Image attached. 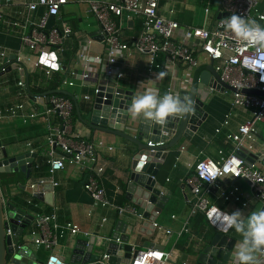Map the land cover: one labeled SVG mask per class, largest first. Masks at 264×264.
<instances>
[{"label":"built area","instance_id":"1","mask_svg":"<svg viewBox=\"0 0 264 264\" xmlns=\"http://www.w3.org/2000/svg\"><path fill=\"white\" fill-rule=\"evenodd\" d=\"M25 6L24 19L15 16L5 19L0 3V28L5 24L12 29H22L19 33L20 43L29 52H37L38 60L35 66L49 77L54 71L63 74L56 89L79 86L90 88L91 93H85L82 98L93 101L99 92L106 93L108 87L116 88L118 79L123 77L122 66L130 56L131 48L146 57V72L151 77L159 73L166 75L177 67H182L188 74L197 68L201 62L199 55L212 62L214 70L223 82L239 89L247 88L264 92V71H253L244 67L243 61L255 52L254 48L239 43L235 35L226 30L221 21L233 13L243 18L257 20L264 26V0H219L217 13L219 16L210 27L183 25L175 18L160 15L158 12L162 0H21ZM70 1L85 3L95 20L101 39L86 36L79 41L76 49L77 67H63L58 54L63 52L73 35L68 22L60 18V11ZM210 0H205L203 11L210 12ZM41 9L37 18L32 17ZM129 21H137L139 31L127 43L122 39L123 29ZM28 28V31L25 30ZM103 44L101 52H93L89 46L93 42ZM130 44L131 47L128 45ZM51 48L50 52L45 51ZM240 51H237V49ZM54 54V57L51 55ZM1 56H4L1 53ZM163 57L160 61L159 58ZM46 61V62H44ZM190 71V72H189ZM173 74V73H172ZM160 79V78H158ZM191 76L189 77V80ZM16 94L23 101L0 109V117H20L22 119L42 116L46 121L45 143L48 145L46 162L48 175L35 180L38 183H50L52 188L58 184L52 176L66 165H78L87 169L88 176L83 182V189L89 194L93 203L101 207H113L120 213L128 211L136 213L133 205L119 206L106 195L103 184L104 165L101 162L99 149L104 146L102 141L94 142L72 130L74 105L72 99L62 94H41L30 96L25 90V80L20 75L15 82ZM182 87L169 84L166 93L179 94ZM232 106L245 109L249 118L240 123L235 131H227L225 139L231 143L228 153L213 160L208 156L198 157L193 165L194 175L186 179L189 195H183L189 203L190 214H206L214 206L207 197L208 188L216 179L230 175L235 179L243 178L248 182L251 195L264 205V171L258 163L264 164V151L258 159L248 161V148L245 141H253L257 132V124L264 121V96L245 94L241 91L232 92ZM102 99H106L103 95ZM41 105V111H38ZM227 124L224 120L215 129L220 133L221 127ZM162 142H158V145ZM111 149V147H108ZM246 149V152L242 151ZM224 200L232 199L240 202L238 188L231 186L220 193ZM28 203L30 201L28 200ZM31 204V203H30ZM33 204V203H32ZM242 207L248 203L243 201ZM105 218L102 219L104 221ZM28 235L33 238L31 244L35 248L51 251L68 235L74 236L81 232L76 223H60L56 211L50 213L37 212L30 222ZM153 229L162 230L155 221ZM6 235L10 237V245L22 249L23 254L30 250L21 242L12 240L13 232L7 224ZM166 234L171 230L165 229ZM181 232H178L179 236ZM27 235V234H26ZM25 235H20V239ZM108 240H112L108 238ZM116 242H120L118 238ZM25 246V248H24ZM109 254L104 253L98 262L107 264ZM171 252L150 246L137 250L135 256L127 264H167ZM182 264H186L183 262Z\"/></svg>","mask_w":264,"mask_h":264},{"label":"crops","instance_id":"2","mask_svg":"<svg viewBox=\"0 0 264 264\" xmlns=\"http://www.w3.org/2000/svg\"><path fill=\"white\" fill-rule=\"evenodd\" d=\"M210 1V12L208 14L203 11L205 0H162L158 12L160 15L175 18L183 25L210 27L219 16L217 13L219 0ZM0 3L5 19H11L15 16L21 20L24 19L25 14H23V11L25 12V6L21 0H0ZM41 11V9H38L32 14V17L37 18ZM60 18L68 22L73 30V35L66 44L68 48L75 43L78 46L79 41L98 31V26L85 3L70 1L61 8ZM21 30L12 29L5 24L0 28V61L3 57L1 53L4 56L15 55V60L22 64L29 78V76L36 75L38 72H43L35 66V62L38 60V53L29 52L20 43L19 33ZM25 30L28 31V28H25ZM138 31L139 25L137 21H129L123 29L122 39L129 43L131 37L136 35ZM95 39L99 40L97 37ZM128 45L131 47L130 44ZM89 49L93 52H101L103 44L95 41L90 44ZM51 50V48L45 49L48 52ZM58 59L65 68L78 66L76 51L72 53L68 60L64 51L60 52ZM159 60L162 61L163 57L159 58ZM199 60L201 64L209 63L202 54L199 55ZM11 61H14V59ZM194 70H192V73ZM122 72L123 77L118 79L116 86L132 91L133 95L151 88L157 91L160 96H163L169 84L175 88H184L186 85L180 81V78H184V81L189 82V77L192 75V73L188 74L182 67H177L160 79L151 77L146 72V57L132 48L130 56L125 59L122 66ZM19 76L18 69H15L0 77V109L23 101L22 98L17 96L14 84ZM10 79L13 81L12 83H10ZM37 81L39 82L40 78ZM42 85L44 87L45 83H42ZM63 89H67L73 96L78 98L77 104L80 113L83 117L87 116L88 106L90 107L92 102L83 99L82 95L85 93L90 94L91 89L79 86ZM232 96L233 93L230 91L222 93L212 91L208 99H206L205 109L207 117L205 121L190 139L180 138L177 143L166 150L167 154L161 161L157 174L153 176L157 182L171 192L170 198L154 220L162 227V230L152 229V227H148L145 231L141 230L142 222L149 220L136 215V213L128 211L120 213L113 207L95 205L89 194L83 189V182L88 176L87 169L78 165L68 164L64 169L56 171L52 176L53 180L58 182L52 190V205L43 200L34 199L26 193H23L22 197L26 198L27 201L29 200L31 205L34 206L35 209L33 210L27 209L32 215H35L38 211L50 213L54 210L60 223H76L81 232L74 236L68 235L51 251H47L42 248H35L31 244L33 237L28 235L31 229L30 225L23 234L25 235L24 238H21L23 243L41 261L46 262L49 256L68 258L77 238L89 239L91 236L110 238L113 233L122 227L118 225L116 229L117 222L121 221L127 224L126 229H128L129 225L134 226L129 238L131 247L139 250L156 246L159 249L171 252V257L167 264H182L183 262L194 264V246L203 234L206 220L204 214L200 212L190 214L189 203L185 201L183 196L184 194L188 196L190 193L188 187L185 185L183 188L182 185L186 179L193 177L194 174L191 172L198 157L208 156L213 160H217L220 157L219 150L222 151L223 155L227 154L231 148V143L225 139V133L227 131H235L240 123L249 118L250 113L248 111L232 106ZM36 107H39L38 111H41V105ZM224 120H227V124L221 127L220 133H215V129ZM72 127L73 132L76 134L87 137L94 142H103L104 146L99 149L98 153L104 165L103 184L107 197L116 205H133L135 207V204L125 198L128 178L130 173L133 172L131 167L132 160L137 152L135 146L117 135L89 129L78 118L73 121ZM45 134L46 121L42 116L26 119L8 116L0 117V139L9 152L11 154L26 151L35 152L36 156L33 164L38 163L36 165H39V167L48 165L46 153L49 147L45 143ZM248 145H252L248 155H255L254 159H258L260 152L264 151V121L257 124L254 140L244 142V147L248 148ZM108 147H111V149ZM258 166L264 171L262 162H259ZM35 169L32 168L30 173L29 180L32 182H35L39 177L48 175L47 172L46 175L42 176L40 173L43 170L37 167ZM22 175L25 178L23 173ZM219 180V184L215 185V187L211 188L209 186L207 193V197L215 209L229 214L239 210L246 218L251 211L261 208V201L252 197L248 182L245 179H235L230 175H226ZM231 186L238 188L240 202H234L232 199L224 200L220 196L222 191ZM19 193L21 192L17 184L5 186L6 195H18ZM243 201L248 203L246 207H242L241 203ZM103 218H105L104 221H102ZM152 222L149 221V224H152ZM165 229L171 230V234H166ZM229 230L235 231V229ZM178 232H181L179 236L177 235ZM261 260L264 261L263 259Z\"/></svg>","mask_w":264,"mask_h":264},{"label":"water","instance_id":"3","mask_svg":"<svg viewBox=\"0 0 264 264\" xmlns=\"http://www.w3.org/2000/svg\"><path fill=\"white\" fill-rule=\"evenodd\" d=\"M92 37L101 39L99 30L91 34ZM15 55L3 56L0 61V77L11 70L18 69L19 74L25 80V90L28 95H35L30 88L28 73L22 64L15 60ZM54 57V54L51 57ZM14 61H11L13 60ZM46 62V61H44ZM106 93L99 92L92 101L87 116L80 113L77 101L67 89L47 90L44 96L50 94H62L69 96L74 105L75 114L89 129L97 130L122 137L131 142L136 148V154L132 160L130 173L126 185L125 198L135 204L136 215L149 221H154L164 204L171 196L162 184L157 182L153 176L161 161L165 158L166 150L177 143L180 138L190 139L198 127L207 117L206 99L212 91L220 93L224 91L254 94L264 96V92L254 89H239L223 82L220 75L214 70L212 62L200 64L191 75L188 84L179 91L181 99L188 97L194 105V113L182 117H169L165 124L161 125L147 120L142 116L133 118L129 113V106L133 96L132 91L121 87L113 89L108 87ZM106 99H102L101 96ZM158 142L162 144L158 145ZM243 152L247 150L242 148ZM263 152V151H261ZM260 152V154H261ZM259 154V155H260ZM35 152L11 154L0 139V173L21 172L25 175L24 183H17L20 191L43 200L52 205V186L50 183L32 182L30 179ZM255 155H248V161L253 160ZM216 179L211 186L219 184ZM260 209H264V205ZM219 210L212 208L205 216L206 225L201 238L194 246V264H234L235 245L241 240V236L234 230L223 231V225L217 219ZM34 219V215L25 208L14 205L9 198L3 196L0 188V264H100L98 260L104 253L109 254L107 264H127L133 258L137 249L129 245V238L134 228L126 223L117 222L122 227L108 238L91 236L89 239L77 238L73 244L68 258L63 256H49L48 260L41 261L31 250L23 254L17 245L11 247V239L6 235V227L9 226L13 232L12 240L18 244L20 235L26 232L27 226ZM149 221L142 222L140 229L151 228ZM153 229V227H152ZM121 242H116L118 238ZM25 248V246H24ZM264 260V257H261Z\"/></svg>","mask_w":264,"mask_h":264},{"label":"clouds","instance_id":"4","mask_svg":"<svg viewBox=\"0 0 264 264\" xmlns=\"http://www.w3.org/2000/svg\"><path fill=\"white\" fill-rule=\"evenodd\" d=\"M221 24L235 35L239 43L255 49L252 55L244 58V67L264 71V26L255 19H245L235 13L222 19ZM163 76L162 72L158 74V78ZM129 113L133 118L142 116L163 125L169 117L194 113V105L188 97L181 99L178 94L170 92L160 96L149 88L132 96ZM217 219L222 223L223 231L235 229L241 236L235 245L234 264H264L261 260L264 257V209L253 210L246 218L239 210L231 214L219 211Z\"/></svg>","mask_w":264,"mask_h":264},{"label":"trees","instance_id":"5","mask_svg":"<svg viewBox=\"0 0 264 264\" xmlns=\"http://www.w3.org/2000/svg\"><path fill=\"white\" fill-rule=\"evenodd\" d=\"M69 48H68V45H67V47L64 50V54H65L67 60L72 56V53L76 51L77 44L75 43L73 46H69ZM62 77H63V74L59 73L58 71H54L53 74L51 76H49V77L45 76L44 73H39L38 72V73H36V75L29 76L28 79H29V84H30L31 91L34 94H41L45 90L56 89L59 86L60 80H61ZM39 78H40V81L38 82L37 80H39ZM17 79L18 78H16V80ZM10 81H11L10 83L13 82L11 79H10ZM15 82H14V84H15ZM42 83H45L44 87H43ZM66 97L70 98L69 96H66ZM89 109H90V107L88 106L87 112L89 111ZM72 120L73 121L77 120V116L75 114V109L73 110ZM36 164H38V163L33 164L32 168L34 170H36L35 169L36 167L37 168H41L43 171L40 174L42 176L46 175L47 172H48L49 166L46 165V166L39 167V165H36ZM191 173L194 174V171H192ZM24 182H25V178L23 177L22 173H20V172H15V173L3 172V173H0V188H1V191L3 193V196H5L6 198H9V201L11 203H13L14 205L22 207V208H25L26 211H27V209L33 210V209H35L34 206H32L30 203H28L26 198L22 197V194L24 192L20 191L21 193H19L18 195H10V194L6 195L5 194V186H8L9 184H17V183H24ZM38 212H41V211H38ZM205 225H206V223L204 222V226ZM28 226H30V224ZM20 242H21V239H20Z\"/></svg>","mask_w":264,"mask_h":264},{"label":"rangeland","instance_id":"6","mask_svg":"<svg viewBox=\"0 0 264 264\" xmlns=\"http://www.w3.org/2000/svg\"><path fill=\"white\" fill-rule=\"evenodd\" d=\"M180 79H181L180 81H181L182 83H184L185 85L188 84V81H184V78H180ZM230 92H231V91H230Z\"/></svg>","mask_w":264,"mask_h":264}]
</instances>
